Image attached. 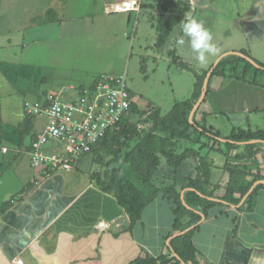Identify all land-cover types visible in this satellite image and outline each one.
Listing matches in <instances>:
<instances>
[{
	"label": "crops",
	"instance_id": "0c3cea01",
	"mask_svg": "<svg viewBox=\"0 0 264 264\" xmlns=\"http://www.w3.org/2000/svg\"><path fill=\"white\" fill-rule=\"evenodd\" d=\"M186 3L188 10L185 16L187 13H194L202 20L207 19L209 15L206 8H215L210 0H186ZM251 3H256L258 12L261 13H252L247 21L260 22L264 19V0H251ZM200 6L205 8L201 14L197 11ZM2 7L4 2L0 0V8ZM140 8L136 12L116 14L124 15L127 21L130 20V14H134L132 20L135 19L136 23ZM49 10L43 9L39 15L26 11L25 19L30 21L29 26L20 29L19 35L12 37L14 42L6 39V42L0 43V264H14L17 259H21L22 264H142L137 262L138 258H158L161 254H169L170 258L173 254L168 252L167 243L174 216L169 200L160 190L145 201L139 218L131 223L130 213L118 203L113 192L102 191L94 184L89 174L90 164L86 161L80 162L83 157L68 170L48 172L30 165L28 146L31 136L40 132L41 120L31 119V128L28 125L26 129L17 132L16 126L22 124V117L26 120L21 104L26 99L24 96L28 87L21 83L22 76L19 77L17 69L13 67L16 63L6 60L7 53L4 55L1 51L7 49L5 51L15 55L10 50L12 46L18 47L19 52L26 50L29 43L42 41L44 37L40 35L46 32L47 28L54 26V31L46 32L47 37L52 34L57 35L59 39L66 38L63 35L67 33H63V29L72 25L74 20L67 23L63 17L66 14L61 11L62 17L55 14L43 21ZM3 22H0L1 31ZM136 29L131 31L132 34L136 33ZM177 41L176 39L175 42ZM68 43L72 50L76 48V40ZM63 46L56 43L55 47ZM240 50H245L251 58L264 64V57H254L249 46L227 47L217 52L214 58L223 51L233 53ZM100 74L93 76L88 85ZM213 77L208 76L209 91L200 108L195 111L197 123L215 131L217 129L214 130L211 124H207L206 119L211 122L220 115L227 118L233 115L237 117L235 120L246 119L252 111L264 112L263 87L233 78L218 75ZM41 78L44 77L39 79ZM88 85L72 84L62 87L58 93L65 94L70 88L77 90ZM193 90L194 81L189 97L177 102L190 99ZM33 92L36 93L34 99L48 94L41 89L40 83ZM134 97L135 100L139 98L137 95ZM243 123L237 121V125L224 136L233 128L264 129L250 128L249 123L242 127ZM258 150L263 156L262 162L259 164L253 161L251 167L254 166L264 177V150L262 147ZM191 160L186 159L184 164L177 168L178 185L196 175L195 162ZM218 162L220 160L207 158L210 186H204L206 190L213 189L215 199L222 198L229 180V174L219 169ZM160 166L163 170L159 169L160 173H155L151 178L155 186H158V182L172 180L170 168L163 163ZM249 174L251 172L245 179L250 177ZM260 183L264 186V178ZM185 189V192L192 190L189 187ZM183 196L184 193L180 199ZM245 198L246 195L237 205H214L208 210L206 217L195 209V212L200 214V219L196 222L199 226L192 235V242L197 250L199 264H264V187L257 191L251 210L238 208ZM162 203H165L167 211L164 219L161 218ZM188 220V217H183L181 222ZM164 264L175 262L171 259Z\"/></svg>",
	"mask_w": 264,
	"mask_h": 264
},
{
	"label": "rangeland",
	"instance_id": "374dc122",
	"mask_svg": "<svg viewBox=\"0 0 264 264\" xmlns=\"http://www.w3.org/2000/svg\"><path fill=\"white\" fill-rule=\"evenodd\" d=\"M2 1L4 7L0 8V22H4L3 30H0V43L6 42V39L14 42L12 37L19 35L20 29L29 26L30 21L25 19L26 11L39 15L43 9H50L43 21H47L55 14L62 17L61 11L65 12L66 15L63 17L67 23L74 20L71 22L72 25L63 29V33H67L63 35L66 37L64 39L52 34L47 37V33L54 31V26L47 28V33L40 35L44 37L42 41L29 43L26 50L19 52L18 47H10L15 55L5 51L7 49L4 51L2 49V54L7 53L6 60H13L16 63L13 67L17 69V75L22 76L21 83L28 87L24 96L26 99L35 98L36 93L33 91L38 83L48 94L58 95L62 87L72 84L88 85L93 76L100 73L124 76L129 90L139 96L135 109L128 119L136 128L131 138L113 134L80 161L90 164V178L98 189L111 191L116 198L126 202H133L140 195L146 198L154 189L170 195L176 192L180 197L185 193L186 181L184 184H177L179 174L176 175V170L188 158L195 162L196 175L201 170V162L207 163V158H212L220 160L217 164L222 171L227 172L226 167H230L246 174L251 172L250 177L246 179V183L250 184L249 190L261 184L264 177L254 166L251 167V163L262 162L263 156L258 148L262 147L264 150V143L249 150L245 143H254L257 140H241L236 143V148L228 150L224 143H215L195 132L191 125L195 121V111L200 108L205 96L192 114L190 111L195 102L189 112L188 110L184 112L182 107L174 109L175 101L189 97L195 79L193 72L179 66L174 62V58L177 57L192 70L201 73L214 64L221 54L227 53L223 51L215 58L209 57L206 64L200 65L194 59V54L187 43L180 45L178 41L175 42L182 35L179 32V25L170 30L163 45L157 46L158 32L153 25L157 23L158 16L163 14L167 18L173 17L185 7V0H143L136 23L135 19L132 20L134 14H130L129 21L124 15L105 14L104 7L112 0ZM210 1L215 8L213 10L206 8L209 14L207 19L202 20L194 13L186 15L191 14L205 25L213 36L218 52L227 47L249 46L254 57L258 59L264 57V19L260 22L247 21L252 13H261L258 12L257 4L251 3V0ZM204 9L201 6L197 7L200 14ZM135 29L136 33L132 34L131 31ZM73 40H76V48L72 50L68 42ZM56 43L64 46L56 48ZM205 76L206 74H200L197 80V84L201 85V89L196 88L199 92L197 99L206 87ZM40 77L44 78L39 79ZM75 91L74 88H70L65 94L61 93L58 96L61 99H69L75 95ZM236 118L233 115L230 118L220 115L211 122L206 119V123L211 124L223 137L237 125V121L244 122L242 127L247 123L250 124V128L264 127L263 111H252L246 119L235 120ZM24 120L22 117V124L16 126L18 133L28 127L25 124L27 120ZM250 137L249 135L248 138ZM58 148L60 147H56L55 144H48L44 151L56 152ZM154 158L156 167L150 174L149 165ZM162 163L172 171V180L158 182V186H155L151 178L155 173L157 175L160 173L159 169L163 170L160 166ZM192 178H195V175ZM160 206L161 218L164 219L167 213L166 205L162 203Z\"/></svg>",
	"mask_w": 264,
	"mask_h": 264
},
{
	"label": "trees",
	"instance_id": "16d2710c",
	"mask_svg": "<svg viewBox=\"0 0 264 264\" xmlns=\"http://www.w3.org/2000/svg\"><path fill=\"white\" fill-rule=\"evenodd\" d=\"M187 10L188 5L187 3H185V7L171 18H167V16H163V14L158 16L157 23L153 25L158 32L156 43L157 46H161L164 44L166 38L170 33V30L180 23L182 18H184V14ZM237 53L238 54H234V52L224 54L217 61L215 66L211 65L208 69L210 70L211 68L209 77L218 75L223 78H233L248 84L258 85L264 88V64H261L251 58L245 50H240ZM247 59L252 60L254 65L251 64ZM174 62L184 69L191 70L194 74V78L196 79H194V90L190 99L182 102L175 101L174 103V109H176L177 107H182L184 108V112L187 110L189 112L193 103L196 102L199 94L196 88L198 87L199 89H201V85L197 84V80H199L200 74L205 75L208 70L197 73L196 71L192 70L187 64H184V62H181L180 60L178 61L177 57L174 58ZM208 82L209 81H207L205 87L206 93L209 91ZM135 105L136 104L132 105V110L135 109ZM26 120L27 121L25 124L30 125L31 128V118L26 117ZM191 127L199 135L205 136L215 143H224L228 150L236 148V143L241 140H257L254 143H245L246 148L249 150H251L255 145L264 143V129L246 130L241 128H233L227 136L223 137L220 136L217 131H213L211 128L205 125H200L196 121L192 122ZM135 131L136 128L133 124H131L129 121H123L115 129H113V131L108 132L101 141L96 143L95 146L92 147L91 151L86 155H90L113 134L122 135L123 137H127L128 139H130ZM249 135L251 136L250 138H248ZM31 137H33V135ZM155 167L156 161L154 158L149 165L150 174L151 171L153 172ZM226 171L229 174V180L225 187V193L220 199H215L213 197V189L206 190V188H204V186L206 187V185L210 186V184L208 183L209 167L205 161L201 162V170L198 172L199 174L197 173V175H195V178H188L186 180V187L192 188V190L189 189L184 193V203L181 201V199H179L180 197L176 192H173V195H170L168 193L165 194L166 198L169 200L172 206V212L174 216L172 229L168 234L167 243L168 252L172 253L173 256H171L170 258L168 257L169 254H161L158 258H150L148 256H145L142 258H138V263L164 264L172 259L174 260L175 264H199L197 260V250L192 242V235L199 226L196 222L200 219V214L195 212V209H198L202 213V216L206 217L208 215V210L214 205H237L244 195H246V198L238 206V208L243 210H251L253 208L257 191L264 186L262 184H258L249 191L250 184L246 183L245 179L246 175L248 174L243 173L240 170H232V168L230 167H226ZM101 190L104 191L103 189ZM158 191L159 190L154 189L152 191V194L149 193L146 198H142V196L140 195L136 197L133 202H126L121 198H117V201L127 212L130 213V222L133 223L136 219L139 218L140 211L145 201L151 199V197L157 194ZM198 193H200V195ZM186 206L190 208H187ZM183 217H188L189 220L185 223H182L181 219Z\"/></svg>",
	"mask_w": 264,
	"mask_h": 264
},
{
	"label": "built area",
	"instance_id": "2783aa9c",
	"mask_svg": "<svg viewBox=\"0 0 264 264\" xmlns=\"http://www.w3.org/2000/svg\"><path fill=\"white\" fill-rule=\"evenodd\" d=\"M143 0H112L104 10L108 14L139 10ZM136 104L124 76L98 75L92 84L75 91L69 99L46 94L33 100L25 99L21 109L26 117L41 120V130L30 139V165L53 172L73 168L96 143L128 121ZM48 144L59 146L56 152H45ZM14 264H22L17 259Z\"/></svg>",
	"mask_w": 264,
	"mask_h": 264
},
{
	"label": "clouds",
	"instance_id": "9594fccd",
	"mask_svg": "<svg viewBox=\"0 0 264 264\" xmlns=\"http://www.w3.org/2000/svg\"><path fill=\"white\" fill-rule=\"evenodd\" d=\"M181 36L178 39L180 45L187 43L194 59L200 64L207 63L209 57H214L217 52V46L213 42L211 32L196 17L188 14L179 23Z\"/></svg>",
	"mask_w": 264,
	"mask_h": 264
},
{
	"label": "water",
	"instance_id": "95a60500",
	"mask_svg": "<svg viewBox=\"0 0 264 264\" xmlns=\"http://www.w3.org/2000/svg\"><path fill=\"white\" fill-rule=\"evenodd\" d=\"M238 54V53H237ZM224 54H222L215 62H214V64H213V66H215L216 65V63H217V61L223 56ZM251 64H253L254 65V63L252 62V60H249V59H247ZM210 71H211V68H210V70L206 73V76H205V79H204V86L206 85V82H207V78H208V76H209V74H210ZM205 94H206V92H205V89H203L202 90V92L200 93V95H199V98L197 99V101L195 102V104L193 105V107H192V109H191V111H190V114H192L195 110H196V108L198 107V105L201 103V101H202V99L204 98V96H205ZM250 191V190H249ZM248 191V192H249ZM247 192V193H248ZM182 199V198H181ZM182 201V200H181ZM183 202V201H182ZM184 203V202H183ZM187 207V206H186ZM188 208V207H187Z\"/></svg>",
	"mask_w": 264,
	"mask_h": 264
}]
</instances>
